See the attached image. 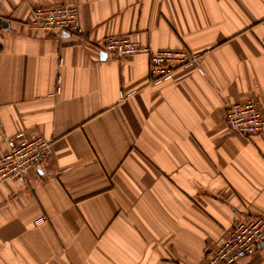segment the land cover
Returning a JSON list of instances; mask_svg holds the SVG:
<instances>
[{
    "label": "crops",
    "instance_id": "0c3cea01",
    "mask_svg": "<svg viewBox=\"0 0 264 264\" xmlns=\"http://www.w3.org/2000/svg\"><path fill=\"white\" fill-rule=\"evenodd\" d=\"M55 3L79 35L28 28ZM111 35L197 61L154 84ZM249 99L264 114V0H0V156L20 133L50 144L0 184V264H197L264 217V134L224 123ZM234 264H264V242Z\"/></svg>",
    "mask_w": 264,
    "mask_h": 264
},
{
    "label": "built area",
    "instance_id": "2783aa9c",
    "mask_svg": "<svg viewBox=\"0 0 264 264\" xmlns=\"http://www.w3.org/2000/svg\"><path fill=\"white\" fill-rule=\"evenodd\" d=\"M28 28L54 36L79 35L76 7L67 3H55L34 7L29 12ZM101 50L111 58L127 59L139 54L148 56L150 82L159 84L169 81L178 68L196 64L197 54L180 50L152 52L127 36L111 35L104 39ZM224 123L227 129L243 138L264 134V114L254 99L230 103L226 107ZM7 152L0 156V184L23 178L29 170L36 169L47 160L50 144L39 136L27 137L23 133L5 139ZM44 221L38 218L35 225ZM264 242V217L238 221L225 240L216 246L205 245L197 264H234L251 254Z\"/></svg>",
    "mask_w": 264,
    "mask_h": 264
}]
</instances>
